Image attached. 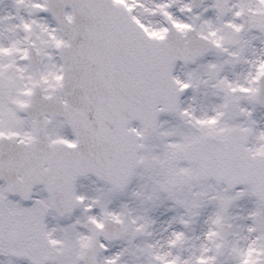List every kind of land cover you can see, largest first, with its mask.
<instances>
[{"label":"snow or ice","instance_id":"snow-or-ice-1","mask_svg":"<svg viewBox=\"0 0 264 264\" xmlns=\"http://www.w3.org/2000/svg\"><path fill=\"white\" fill-rule=\"evenodd\" d=\"M13 6L0 16L11 33H0V264H128L164 200L185 211L168 221L165 250L137 245V264H264V0ZM210 53L225 59L204 61ZM177 62L208 79L176 74ZM241 62L242 79L222 75ZM209 82L211 111L183 106ZM163 113L180 123L165 128ZM89 176L95 195L79 191ZM145 176L147 196L144 185L129 192ZM124 195L143 207H112ZM205 211L203 239L184 256L185 230Z\"/></svg>","mask_w":264,"mask_h":264},{"label":"rangeland","instance_id":"rangeland-1","mask_svg":"<svg viewBox=\"0 0 264 264\" xmlns=\"http://www.w3.org/2000/svg\"><path fill=\"white\" fill-rule=\"evenodd\" d=\"M9 3H10L9 0H0V16H3L5 13H14L15 12V11H13L15 9L13 8V6L10 7ZM8 23H9L8 21L0 23V33H5V27ZM5 35H11V33H5ZM213 55H215V54H213ZM249 55H251V52L249 53ZM208 59L209 60H223L224 58L222 57V59H218L215 56H212V59L207 58V59H204V61H207ZM191 67L192 66H190V68ZM231 67H232V65H229V70ZM194 69L200 73L202 80L208 79L207 74L204 72V69L203 68L197 69V65L192 67L191 69L178 68L176 74H179L180 76L183 77L186 73H188ZM246 69H247V64H246ZM238 70H242L243 73H245L244 66L239 67ZM238 70L235 71L236 76L238 74L237 73ZM224 72H225V69H224ZM224 72L222 73V75H224ZM227 76L230 78L229 75H227ZM210 84H211V82H209V84L201 83L200 87L197 90H195V91L192 90L190 93L187 92L184 95V99L182 100L183 106L192 105L196 109L198 114L205 112V111H211L213 105L218 102V98L212 95L213 89L211 88ZM255 115H256L257 119H259L261 121V125L264 126V108H260L256 112ZM161 120L169 121V123L164 125L165 128H169L174 124L180 123V121L178 119L174 118L173 116H171L167 113H165L161 117ZM151 184H152V181L148 178V176H145L142 179L134 180L132 185L129 188V192H131L133 189L139 188L140 185H144L145 187L142 189V191H144L145 196H147V194L150 192ZM96 188H98V187H96ZM122 203H126L129 209H134V210H138L141 207H143L140 199H137L135 197H131L130 195H124L114 202L116 207H120ZM170 204H171V201L164 200L163 202H159L157 207H153L150 209V211L148 212V215L152 219L155 220V223L151 224L149 229L155 228L158 225L160 219H163L162 224L166 225L167 228H169L168 227V221L173 216H178L180 213H183L185 211L183 208H177L174 210L170 209L169 208ZM240 204L247 206L246 201H240ZM245 210H246V208L237 207V208H233L232 212H233V214L238 213V212L243 214ZM136 214H137V212L134 211L133 215H136ZM206 215H207V211H205L204 215L199 217V219L196 223L192 224L188 229L185 230L187 232V236L189 237V239L185 242V247H184V251H183L184 256H188L192 251L196 250L198 248V246L200 245L201 240L203 239V237L201 236V233L204 230H206V228H207V225L204 224V219H205ZM242 223H244V221L239 220V219L235 220L233 222L234 230L239 231V229H237L235 226L237 224H242ZM172 226L176 227V228L182 227L181 225H179L178 223H175V222L173 223ZM202 226H203V230L201 229ZM149 229H148V231H149ZM162 239L164 241V238H162ZM145 241L152 242V243L157 242V241L152 240L151 235L149 236V235L145 234V235H137L132 240V242L130 244H128V242L126 240H121V241H116V245L119 247H123L125 244H128L129 251L125 255L124 259L128 261V264H137V257H139L140 260L144 259V257L140 254V248L137 247V245H139L140 247H143ZM158 242H159L157 244L158 248L160 247V245H163L164 248H167V244L162 243V240H158ZM173 251H176V250L173 249Z\"/></svg>","mask_w":264,"mask_h":264},{"label":"bare ground","instance_id":"bare-ground-1","mask_svg":"<svg viewBox=\"0 0 264 264\" xmlns=\"http://www.w3.org/2000/svg\"><path fill=\"white\" fill-rule=\"evenodd\" d=\"M162 221H163V219H160L158 225L155 228H150L149 231L152 233L151 234L152 240H154V241L162 240V243H166L169 232L171 231V228H167L166 225H163ZM202 228H203V226H202ZM162 238H164V241ZM165 249L166 248H163L161 251H163Z\"/></svg>","mask_w":264,"mask_h":264},{"label":"flooded vegetation","instance_id":"flooded-vegetation-1","mask_svg":"<svg viewBox=\"0 0 264 264\" xmlns=\"http://www.w3.org/2000/svg\"><path fill=\"white\" fill-rule=\"evenodd\" d=\"M0 183H2V181H0ZM13 198H18V197H13ZM26 203H31V202H26ZM49 220L52 224H56L57 223V220L56 219H53L52 217H49ZM59 223L61 224H65L67 223L65 219H60L59 220Z\"/></svg>","mask_w":264,"mask_h":264}]
</instances>
